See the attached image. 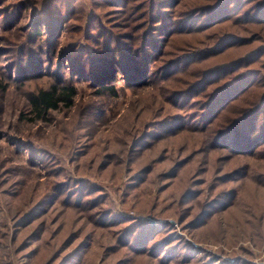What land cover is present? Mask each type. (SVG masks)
<instances>
[{
    "label": "rangeland",
    "instance_id": "rangeland-1",
    "mask_svg": "<svg viewBox=\"0 0 264 264\" xmlns=\"http://www.w3.org/2000/svg\"><path fill=\"white\" fill-rule=\"evenodd\" d=\"M0 264H264V0H0Z\"/></svg>",
    "mask_w": 264,
    "mask_h": 264
},
{
    "label": "trees",
    "instance_id": "trees-1",
    "mask_svg": "<svg viewBox=\"0 0 264 264\" xmlns=\"http://www.w3.org/2000/svg\"><path fill=\"white\" fill-rule=\"evenodd\" d=\"M76 95L77 92L74 87H51L31 95L29 103L35 109L36 114L42 115L50 111H57L61 104L66 108L71 107Z\"/></svg>",
    "mask_w": 264,
    "mask_h": 264
}]
</instances>
